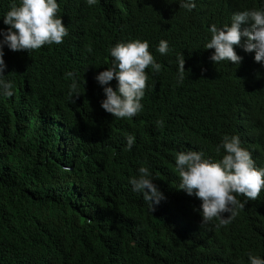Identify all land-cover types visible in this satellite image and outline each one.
I'll return each instance as SVG.
<instances>
[{"label":"trees","instance_id":"obj_1","mask_svg":"<svg viewBox=\"0 0 264 264\" xmlns=\"http://www.w3.org/2000/svg\"><path fill=\"white\" fill-rule=\"evenodd\" d=\"M57 2L69 30L62 43L4 48L15 94L0 98V264H248L249 251L264 257V189L231 223L200 226L194 209L201 201L177 188L175 167L176 153L187 149L220 159L215 147L224 134H238L264 167V67L254 51L237 46L243 59L236 66L215 64L214 49L204 48L212 24H230L234 12L264 0H195L190 12L179 0ZM11 3L0 0V16ZM7 27L0 18V29ZM132 39L149 41L163 67L146 69L143 110L116 118L102 109L94 77L110 66L108 49ZM161 39L171 48L166 55L156 50ZM180 52L188 72L178 85ZM72 70L81 78L74 102L65 76ZM109 83L115 89V79ZM129 133L136 141L127 151ZM141 166L167 197L154 212L129 182Z\"/></svg>","mask_w":264,"mask_h":264},{"label":"clouds","instance_id":"obj_2","mask_svg":"<svg viewBox=\"0 0 264 264\" xmlns=\"http://www.w3.org/2000/svg\"><path fill=\"white\" fill-rule=\"evenodd\" d=\"M85 2L91 6L97 0ZM178 4L189 12L196 8L195 0H179ZM59 11L57 0H12L10 8L0 16L3 23L9 26L0 29V98L15 94L14 81L5 75V46L13 51H31L46 44L62 43L69 30L62 23ZM242 24L247 26L242 29ZM209 32L211 36L204 48L214 49L209 59L215 64L226 61L238 66L243 59L237 54L238 46L248 53L254 51V61L264 67V6L234 12L230 24L221 27L212 24ZM156 50L162 55L168 54L171 51L169 42L161 39ZM108 52L110 66L94 77L103 87L104 98L100 105L116 118H132L143 110L142 99L149 80L146 69L151 67L155 74L163 66L149 51L147 40L117 42ZM176 63V82L179 85L184 82L185 73L188 72L181 52L177 54ZM65 76L71 79L69 97L74 102L73 98L79 96L81 78L75 70L67 71ZM113 79L116 81L115 89L109 83ZM157 124L162 125L163 120H158ZM135 141L134 134H127L125 150L130 151ZM215 151L217 154L222 153L220 159L206 157L203 150L178 151L175 167L179 173L177 188L201 201L199 208L194 209L201 217L200 226H208L215 220L218 223L214 227L220 228L235 219L238 209L245 206L247 199L256 200L260 196L264 189V167L256 166L252 153L242 146L238 134H224ZM153 181L150 168L146 166L139 167L138 175L129 181L132 191L142 195L150 212H154L155 206L167 199ZM239 194L246 197V200L241 201ZM247 256L248 264H264V257L260 255L249 251Z\"/></svg>","mask_w":264,"mask_h":264}]
</instances>
